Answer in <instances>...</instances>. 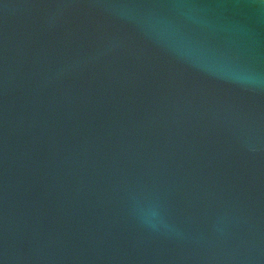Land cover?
I'll return each instance as SVG.
<instances>
[{"label":"water","instance_id":"water-1","mask_svg":"<svg viewBox=\"0 0 264 264\" xmlns=\"http://www.w3.org/2000/svg\"><path fill=\"white\" fill-rule=\"evenodd\" d=\"M0 264H264V0H0Z\"/></svg>","mask_w":264,"mask_h":264}]
</instances>
